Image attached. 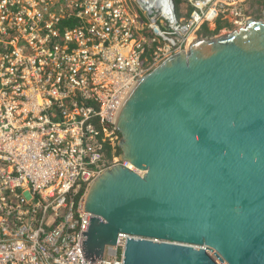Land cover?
<instances>
[{"label":"built area","instance_id":"2783aa9c","mask_svg":"<svg viewBox=\"0 0 264 264\" xmlns=\"http://www.w3.org/2000/svg\"><path fill=\"white\" fill-rule=\"evenodd\" d=\"M183 1L0 0V264H123L130 234L94 262L80 247L90 183L136 170L116 155L119 104L203 24L244 25L254 3Z\"/></svg>","mask_w":264,"mask_h":264},{"label":"water","instance_id":"95a60500","mask_svg":"<svg viewBox=\"0 0 264 264\" xmlns=\"http://www.w3.org/2000/svg\"><path fill=\"white\" fill-rule=\"evenodd\" d=\"M122 164L89 185L80 247L123 264H264V12L164 59L113 117Z\"/></svg>","mask_w":264,"mask_h":264},{"label":"rangeland","instance_id":"374dc122","mask_svg":"<svg viewBox=\"0 0 264 264\" xmlns=\"http://www.w3.org/2000/svg\"><path fill=\"white\" fill-rule=\"evenodd\" d=\"M176 2H177V7H178V9L183 10V9L186 8V5H185V3H184L183 0H177ZM250 6H251V8L249 7L248 10L250 11L252 17H254V18H262V17H263L264 6H263V5L261 6V0H254V3L250 4ZM134 9L140 12L138 6H135ZM217 23H219V21H218ZM205 25H206L209 29H213V28H214L213 25L210 26V25H208V24H204V26H205ZM223 25H224V27H221L220 30H219V32L223 31L224 29L227 31V30L230 28V26H229L228 24H226V23H222V26H223ZM206 26H205V27H206ZM200 28H201V29H199V30L195 33V34H196V37H200V36H201V32L204 30L202 26H201ZM222 29H223V30H222ZM225 30H224V31H225ZM219 32H218V33H219Z\"/></svg>","mask_w":264,"mask_h":264},{"label":"trees","instance_id":"16d2710c","mask_svg":"<svg viewBox=\"0 0 264 264\" xmlns=\"http://www.w3.org/2000/svg\"><path fill=\"white\" fill-rule=\"evenodd\" d=\"M262 5L264 6V0H261V6ZM205 26H204V24L202 25L204 30L201 32V36L200 37H206V36L217 34L219 32L220 28L222 27V25L220 23H217L216 26L213 29H209L207 26L206 27ZM105 155L107 157L110 156V149L109 148H106Z\"/></svg>","mask_w":264,"mask_h":264},{"label":"bare ground","instance_id":"6f19581e","mask_svg":"<svg viewBox=\"0 0 264 264\" xmlns=\"http://www.w3.org/2000/svg\"><path fill=\"white\" fill-rule=\"evenodd\" d=\"M192 37H196V36H195L194 34H192L191 37H190V39H191Z\"/></svg>","mask_w":264,"mask_h":264}]
</instances>
